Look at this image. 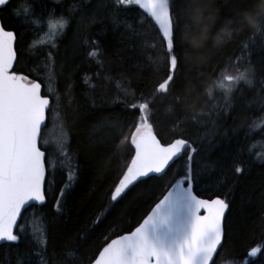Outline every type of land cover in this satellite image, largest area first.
<instances>
[{
    "label": "trees",
    "instance_id": "1",
    "mask_svg": "<svg viewBox=\"0 0 264 264\" xmlns=\"http://www.w3.org/2000/svg\"><path fill=\"white\" fill-rule=\"evenodd\" d=\"M255 3L212 0L194 16L192 0H169L182 49L168 93L156 88L170 57L138 5L11 0L0 9L2 24L17 36L15 70L38 80L44 92L52 90L49 113L58 108V121L52 124L49 114L45 132L58 123L59 133L55 150L42 144L49 195L23 213L18 242L0 244V264H91L108 240L131 230L182 178L189 154L200 172L194 192L228 204L215 264H264V30L236 31ZM50 14L67 26L51 44H42L41 37L52 33L43 27ZM225 73H245L246 79L225 92L216 86ZM145 101L157 138L186 139L189 149L160 176L112 201L133 153L131 134L140 119L133 104ZM30 220L41 226L35 237L29 227L20 230ZM253 248L261 250L256 257L249 255Z\"/></svg>",
    "mask_w": 264,
    "mask_h": 264
},
{
    "label": "snow or ice",
    "instance_id": "2",
    "mask_svg": "<svg viewBox=\"0 0 264 264\" xmlns=\"http://www.w3.org/2000/svg\"><path fill=\"white\" fill-rule=\"evenodd\" d=\"M10 2L11 0H0V9ZM117 3L138 5L158 25V32L162 34L161 39L170 61L168 74L158 84L156 91L168 93L170 85L176 84V73L180 66L179 52L182 49L178 22L170 14L169 0H117ZM48 26L55 34L58 29L67 26V21L50 22ZM16 39L14 31L6 30L0 24V241L9 242H16L19 238L13 229L18 227L17 221L22 209L30 206L31 202L44 204L49 195L45 178L46 149L42 150L41 144L42 126L45 124L46 112L50 110L49 99L41 94L40 83L16 73ZM199 47L197 42L193 51H197ZM90 55L95 57L97 52L92 51ZM243 79H246L245 73L239 76L223 75L218 87L229 92L233 84ZM133 107H138L140 114L139 122L131 134L135 157L115 187L114 194L111 195L112 201L122 197L135 181L152 178L150 174L163 173L170 161L179 158L182 150L187 152L189 149L188 141L183 138H177L167 146L161 143L149 122L148 101L133 104ZM191 151L195 152V149ZM235 171L242 173L244 169L237 167ZM199 178L200 172L193 166L192 156L189 154L182 178L172 189L183 187L189 194L195 204V223L190 240L185 242L177 256L157 249L145 235L147 226L161 218V209L172 195L169 191L155 204L151 213L134 232L115 239L104 247L95 264H215L213 257L221 246L224 235L222 222L228 204L223 199H198L193 195V185ZM69 187L71 184L65 185L60 191L62 199L66 198V189ZM62 199L56 201L57 210L63 206ZM201 210L206 214L200 215ZM129 248L132 250L131 257L126 255ZM260 251L259 248H253L249 255L256 257Z\"/></svg>",
    "mask_w": 264,
    "mask_h": 264
},
{
    "label": "water",
    "instance_id": "3",
    "mask_svg": "<svg viewBox=\"0 0 264 264\" xmlns=\"http://www.w3.org/2000/svg\"><path fill=\"white\" fill-rule=\"evenodd\" d=\"M0 24H1V21H0ZM157 27H158V25H157ZM15 45H16V42L14 44V48H15ZM15 63H14V66H15ZM35 82L39 83L38 81H35ZM41 91H42V87H41ZM45 120H46V118H45ZM174 141H175V139L173 141L167 143V144H163L162 142L161 143L163 145L167 146V145L173 143ZM183 151L184 150L181 151V153L179 154V157L181 156ZM134 157H135V148H134L133 155L130 158V161L128 163L127 168L131 165V161H132V159ZM177 159L178 158H174L173 161H170L169 165L166 167L165 171ZM127 168H126L125 173L127 172ZM161 174L162 173H160V174H150V176L151 177L152 176H160ZM45 178H46V174H45ZM122 178H123V176H122ZM145 179H147V178H141L140 180L135 181L133 185L129 186V189L132 186H134L135 184H137L138 182L143 181ZM129 189H126L125 192H127ZM169 191L172 192V195H171L169 201L161 209V213H160V217L161 218L157 219L154 223H152V224L147 226L145 235H146V238L157 249L162 250L164 252H167L169 255L177 256L179 254V252H180L181 247L185 244L186 241L190 240V238H191L192 227H193V225L195 223V204H194L193 200L191 199V197L189 196V194L186 192V190L183 187L173 188L172 189V186H171V188L169 190H167L153 204V206L149 209V211L139 221L138 224H136L128 232L122 233V234H120L118 236H115V237L111 238L99 250L98 254L96 255V257L94 258V260H93V262L91 264H95V260L99 258V254L103 251V248L107 247L108 244H110L113 240L119 239V238H121L122 236H125V235H130L132 232H134L135 229L137 227H139L140 224L143 223V220L147 218V215H149L151 213V209L155 207V204L158 203L159 200L163 199V197L165 195H167V193ZM193 195H195L198 199H207V198H203V197L198 196L194 191H193ZM214 199H221V198L220 197H213V198L207 199V200H214ZM30 205L41 206L43 204H39L38 202H31ZM27 207L28 206H25V208L22 209L21 214ZM227 209L225 210V215H224V219H223V222H222V227H223V224H224V220H225V216H226V213H227ZM205 214H206V212L201 210L200 215H205ZM19 219L17 221V224L19 222ZM15 229L16 228H14L13 231H15ZM223 232H224V229H223ZM222 241H223V237H222ZM222 241H221V245H222ZM6 242H9V241H0V244H4ZM219 248L220 247H218L217 251L219 250ZM126 255L128 257H131L132 250L130 248L126 250ZM215 255H214V257H215ZM214 257H213V259H214ZM211 263L212 262H210V264Z\"/></svg>",
    "mask_w": 264,
    "mask_h": 264
},
{
    "label": "clouds",
    "instance_id": "4",
    "mask_svg": "<svg viewBox=\"0 0 264 264\" xmlns=\"http://www.w3.org/2000/svg\"><path fill=\"white\" fill-rule=\"evenodd\" d=\"M193 15L199 16L205 8L212 3V0H192ZM245 29L261 31L264 30V0H256L252 10L242 13L236 31L241 32Z\"/></svg>",
    "mask_w": 264,
    "mask_h": 264
},
{
    "label": "rangeland",
    "instance_id": "5",
    "mask_svg": "<svg viewBox=\"0 0 264 264\" xmlns=\"http://www.w3.org/2000/svg\"><path fill=\"white\" fill-rule=\"evenodd\" d=\"M37 15H35V16H33V18H38V17H36ZM47 17V16H46ZM48 17H50L49 19H48V24L50 23V22H56V21H59L58 19H57V17H52V15L50 14V16H48ZM35 21H37V19H35ZM44 26H46L47 27V29H48V25H47V23L45 22L44 23V25H43V27ZM43 27H42V29H43ZM58 31H62V29H59ZM58 31H56V33L58 32ZM56 33L55 34H53L52 35V37H51V39H50V37H48V39L47 38H45L44 36H42L41 37V39H40V42L42 43V44H51V42H50V40H52V41H54V40H56V38L59 36V34H57L56 35ZM55 35H56V37H55ZM57 52V50H55V53ZM54 57H55V54H54ZM228 73H225V74H223V75H227ZM222 75V76H223ZM232 75V74H231ZM221 76V77H222ZM237 76V75H236ZM220 77V78H221ZM220 83V79L216 82V86H218V84ZM234 85V84H233ZM233 85L231 86V88H233ZM221 88V87H220ZM47 89V88H46ZM222 90H224L223 88H221ZM52 91V90H51ZM57 113H58V108L53 112V118L55 119V120H57L56 119V116H57ZM53 118H52V120H51V123L53 124L54 123V121H53ZM58 121V120H57ZM56 125L54 126V127H51L50 129H49V131H48V144L51 146V148L53 149V150H55L56 149V144H55V142H54V140H56L57 138H59V133H58V123H55ZM57 127V128H56ZM24 226V225H23ZM31 226V221L30 222H27L26 224H25V226L24 227H29V228H31V235L32 236H36V235H38V234H40L41 233V226L38 224V223H36V222H34L33 224H32V226ZM28 233H29V229H28ZM29 235H30V233H29ZM30 235V236H31Z\"/></svg>",
    "mask_w": 264,
    "mask_h": 264
},
{
    "label": "bare ground",
    "instance_id": "6",
    "mask_svg": "<svg viewBox=\"0 0 264 264\" xmlns=\"http://www.w3.org/2000/svg\"><path fill=\"white\" fill-rule=\"evenodd\" d=\"M143 11H144V10H143ZM144 13H145V12H144ZM145 14H146V13H145ZM146 15H147V14H146ZM149 18H150V17H149ZM150 19H151V18H150ZM152 22H153V24L155 25V27H156L157 30H158V27H157V25L155 24V22H154L153 20H152ZM160 35H161V33H160ZM161 36H162V35H161ZM183 153H184V151L182 152L181 156L183 155ZM181 156H180V157H181ZM180 157H179V158H180ZM223 236H224V235H223Z\"/></svg>",
    "mask_w": 264,
    "mask_h": 264
}]
</instances>
